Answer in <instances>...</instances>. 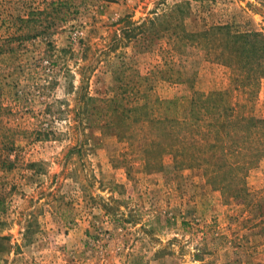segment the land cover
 <instances>
[{"label":"rangeland","instance_id":"rangeland-1","mask_svg":"<svg viewBox=\"0 0 264 264\" xmlns=\"http://www.w3.org/2000/svg\"><path fill=\"white\" fill-rule=\"evenodd\" d=\"M215 25L264 33V0H0V264H264V158L234 199L164 134L195 91L264 119Z\"/></svg>","mask_w":264,"mask_h":264},{"label":"trees","instance_id":"trees-1","mask_svg":"<svg viewBox=\"0 0 264 264\" xmlns=\"http://www.w3.org/2000/svg\"><path fill=\"white\" fill-rule=\"evenodd\" d=\"M214 34L221 35L218 40H221L222 45L215 48L220 50L218 60L225 65L231 61L242 64L241 68L246 71L240 82L243 86L249 85L263 64L264 33H234L229 26L215 25L195 36L197 40L199 36L207 37L211 44ZM187 36L183 46L197 43L194 35ZM206 45L209 51L210 45ZM213 96L216 98H211ZM178 101L158 100L159 105L154 107L155 111L171 114ZM148 109L145 105H112L110 112L113 116L107 126L124 124L128 118H134L133 113L146 112ZM162 120L170 124L164 134L171 138L169 152L173 153L176 164L187 162L192 167L206 166L207 171L213 175L211 180L220 184L224 194H230L234 199L248 195L244 174L254 161L264 158V119L253 115L237 117L235 108L225 103L221 94L205 95L195 91L189 107L180 117L167 115ZM154 121L161 123L155 118ZM257 206L263 207L264 203H258Z\"/></svg>","mask_w":264,"mask_h":264}]
</instances>
